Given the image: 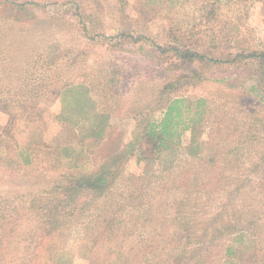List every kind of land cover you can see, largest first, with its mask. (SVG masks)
I'll return each mask as SVG.
<instances>
[{"label": "rangeland", "instance_id": "1", "mask_svg": "<svg viewBox=\"0 0 264 264\" xmlns=\"http://www.w3.org/2000/svg\"><path fill=\"white\" fill-rule=\"evenodd\" d=\"M174 47L201 59L177 65ZM249 53L264 54V0H0V264H54L52 250L215 264L248 211L264 242V68ZM175 96L205 100L200 121L149 152ZM102 165L115 209L84 193L82 220L36 229L41 202Z\"/></svg>", "mask_w": 264, "mask_h": 264}, {"label": "trees", "instance_id": "2", "mask_svg": "<svg viewBox=\"0 0 264 264\" xmlns=\"http://www.w3.org/2000/svg\"><path fill=\"white\" fill-rule=\"evenodd\" d=\"M173 58L176 59V64L180 63L184 66L186 63H192L196 59H201L199 53H194L189 50H180L177 47L172 49ZM244 58L248 60L255 61L261 68H264V54L258 53H249L244 55ZM204 59V58H203ZM181 60V61H179ZM190 71V68L188 69ZM188 70L179 75L180 78L191 79L189 76ZM264 74V69H263ZM197 76V74H195ZM177 81V80H175ZM171 86L173 83H169ZM168 87L163 89V92ZM261 102H264V97H262ZM206 103L205 100H191L186 97L175 96L168 101L166 111L163 114V117L160 120H151L145 129V134L143 140L149 152L156 151L155 154L161 153L162 150L170 148L171 144L177 143L175 140L180 138L181 135L190 130L194 124H197L200 121L201 111H196L201 106H204ZM104 128V127H103ZM102 131L94 132L95 135L102 136ZM145 154V152H142ZM17 162V159H16ZM106 165L100 166L99 170L90 176L72 178L69 183H65V187L59 186V194L61 195L60 199H48L40 203V199L37 200L38 205V222L36 224V229L46 228L52 232H56L57 229L61 231L65 229L66 221L71 222L75 216L77 222L82 220V217L87 211H84V207L80 206L81 198L84 193L91 195L93 193L99 201L105 200L106 203L110 204L113 202L112 198L109 196L110 193V175L111 172ZM63 188V189H61ZM42 201V200H41ZM103 202V201H101ZM35 203V204H37ZM78 206V207H77ZM110 206L115 209L113 205ZM98 207H100L98 205ZM77 208V213L79 214L76 217L73 209ZM65 209H71L68 212L62 213ZM123 210V209H121ZM118 211V210H117ZM242 215H245V227H239L236 231L230 232V239L227 240V243L223 245L222 249L219 250V253L214 257L215 264H264V242L258 241V227H254L256 222V217L252 219L253 213H241L238 214V218H241ZM114 219L110 220V224H114ZM116 224L119 225L122 220H119ZM253 222V226L252 223ZM62 234V233H61ZM112 233H107L106 236L110 237ZM247 237L250 244L244 245L243 248L239 247L240 242ZM104 244V243H102ZM102 246V245H101ZM212 249L210 247L208 250ZM202 250V249H201ZM197 250V254L201 251ZM53 251V250H52ZM49 251V259H52L54 264L58 262L55 260L56 252L52 253ZM175 256V257H174ZM179 255L170 256L169 260L171 263L168 264H178ZM167 264V263H166Z\"/></svg>", "mask_w": 264, "mask_h": 264}]
</instances>
